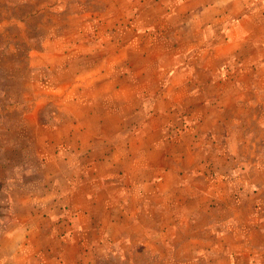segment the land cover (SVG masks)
<instances>
[{"label":"crops","instance_id":"crops-1","mask_svg":"<svg viewBox=\"0 0 264 264\" xmlns=\"http://www.w3.org/2000/svg\"><path fill=\"white\" fill-rule=\"evenodd\" d=\"M94 5L35 51L55 178L0 210V264H264V0Z\"/></svg>","mask_w":264,"mask_h":264},{"label":"rangeland","instance_id":"rangeland-1","mask_svg":"<svg viewBox=\"0 0 264 264\" xmlns=\"http://www.w3.org/2000/svg\"><path fill=\"white\" fill-rule=\"evenodd\" d=\"M95 1L0 0V165L8 168L4 171L10 179L0 185L1 212L18 210L14 197L22 190L27 194L41 190L44 180L55 176L50 140L42 144L36 133H56L63 106L58 103L66 100L58 98L53 85L58 82L59 69L47 62L39 63L51 59L35 51L52 46L66 49L67 35H83V25L99 18L93 14L98 11L97 5L91 7ZM56 35L59 42L53 43ZM77 44L81 46L82 42ZM2 192H10V201L8 196L2 200Z\"/></svg>","mask_w":264,"mask_h":264}]
</instances>
